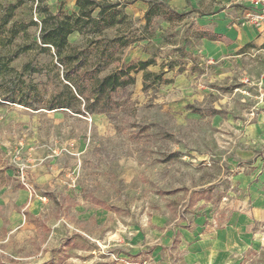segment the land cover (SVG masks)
Masks as SVG:
<instances>
[{
  "label": "rangeland",
  "instance_id": "obj_1",
  "mask_svg": "<svg viewBox=\"0 0 264 264\" xmlns=\"http://www.w3.org/2000/svg\"><path fill=\"white\" fill-rule=\"evenodd\" d=\"M128 3L61 62L39 45L38 0H0L18 32L0 47L14 68L0 96L16 100L0 103V264H201L197 242L230 226L249 243L214 264H264L263 22L224 50L196 21L217 0L149 24ZM152 56L161 79L134 72L112 110L88 109L91 76Z\"/></svg>",
  "mask_w": 264,
  "mask_h": 264
},
{
  "label": "trees",
  "instance_id": "obj_2",
  "mask_svg": "<svg viewBox=\"0 0 264 264\" xmlns=\"http://www.w3.org/2000/svg\"><path fill=\"white\" fill-rule=\"evenodd\" d=\"M45 2L46 0H38L37 5L38 12L43 15L39 45L44 50L52 48L58 60L61 62H66L67 60L73 61L79 58V53L75 51V47L69 42V38L74 32L80 34L94 33L98 31L102 23L106 26H113L117 23L116 17L122 14L119 9L120 2L118 1L77 0L76 4L79 6V11L72 14L65 13L62 9H60L58 13H54ZM96 11L97 14H95ZM153 15L162 16L169 23H173L184 20L188 12H179L169 5L151 1L145 13L147 24L151 22ZM9 19L8 14H6L0 22V47L11 45L18 34L17 31L13 30L9 36L6 34V25L9 23ZM201 37L215 40L219 36L217 34L201 31ZM32 46V44H26L20 46L19 49L25 51L31 49ZM72 49L74 50L72 51ZM68 50H71V52H68ZM10 62L11 57L4 59L0 55L1 92H3L6 87L7 77L14 71ZM155 64H157L156 58L152 56L147 60H139L138 62L132 61L127 66L119 68L103 77L94 78L91 76L90 79L92 83L89 90L90 94L86 99L88 109L92 112H106L112 110V107L118 104V102L112 98V93L118 88L133 84L135 82V76L132 73L134 72L144 71L145 83L150 77L161 79L164 74L163 71L153 72L148 70L150 65ZM78 94L82 96L84 91L80 89ZM8 95L9 94H3V96H0V103L1 100L16 102L13 96ZM74 97L77 98L75 95ZM24 105L30 106L28 102H25ZM69 105L70 103L66 100H59L51 105L49 109L69 107Z\"/></svg>",
  "mask_w": 264,
  "mask_h": 264
},
{
  "label": "crops",
  "instance_id": "obj_3",
  "mask_svg": "<svg viewBox=\"0 0 264 264\" xmlns=\"http://www.w3.org/2000/svg\"><path fill=\"white\" fill-rule=\"evenodd\" d=\"M48 1L51 2L49 8L52 12L57 13L61 9L58 3L53 5L54 0ZM59 1L61 3L65 2L63 10L66 13L72 14L79 11V6L76 4L77 0H71L70 3H66L67 0ZM109 1L121 2V0ZM201 1L202 0H168L167 3L171 8L179 12H188L192 8H199ZM217 1H219L217 7L212 8V10L203 13L198 11L197 13H199V16L196 18V21L200 25L201 31L217 34L219 37L215 40L207 37H202V39L208 40L214 45H219L221 49L223 48L226 50L229 41L232 44H238L247 41L249 37L254 38L255 33L259 34L257 26L247 19V15L251 11L248 0ZM150 2L149 0H129V3L125 6V13H146ZM97 11L95 13H97ZM77 34L79 33L74 32L71 36L76 37ZM255 216L258 220H262L260 218L261 215L258 217L257 212H255ZM248 241V238H245L243 233L234 226H230L215 239L211 238L207 240L203 247H201L200 242H197L201 264L217 263L220 258H227L228 254L243 250L245 246L248 245Z\"/></svg>",
  "mask_w": 264,
  "mask_h": 264
},
{
  "label": "built area",
  "instance_id": "obj_4",
  "mask_svg": "<svg viewBox=\"0 0 264 264\" xmlns=\"http://www.w3.org/2000/svg\"><path fill=\"white\" fill-rule=\"evenodd\" d=\"M251 11L247 15L249 22L254 24L264 22V0H248Z\"/></svg>",
  "mask_w": 264,
  "mask_h": 264
}]
</instances>
